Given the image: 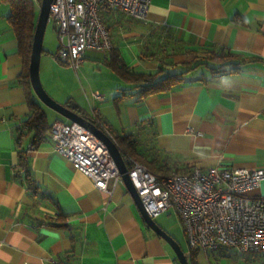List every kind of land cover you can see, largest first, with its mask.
Wrapping results in <instances>:
<instances>
[{
  "label": "crops",
  "instance_id": "1",
  "mask_svg": "<svg viewBox=\"0 0 264 264\" xmlns=\"http://www.w3.org/2000/svg\"><path fill=\"white\" fill-rule=\"evenodd\" d=\"M13 1L0 0V264H180L170 243L146 223L124 182L107 200L87 174L55 150L52 124L70 120L50 115L21 81L25 58L10 18ZM34 3L40 6V0ZM107 22L113 48L87 50L82 62L98 70L89 93L57 92L63 81L55 74L62 70L56 62L58 40L53 49L50 43L43 47L51 94L77 105L82 115L92 113L93 102L112 136L142 124L145 144L177 163L171 174L213 165L264 167V0H151L145 20L113 12ZM212 51L234 53L238 69L213 75L202 64L187 70ZM179 63L186 68L175 71ZM115 65L133 73L162 69L159 77L184 73L178 84L139 98V87ZM103 71L106 80L99 77ZM83 74L88 81L86 69ZM95 91L104 95L102 101L94 99ZM28 93L50 123L36 145L24 123ZM22 162L35 185H29ZM248 193L264 198V180ZM154 219L188 256L194 252L196 264H264V252L191 249L174 209Z\"/></svg>",
  "mask_w": 264,
  "mask_h": 264
},
{
  "label": "built area",
  "instance_id": "2",
  "mask_svg": "<svg viewBox=\"0 0 264 264\" xmlns=\"http://www.w3.org/2000/svg\"><path fill=\"white\" fill-rule=\"evenodd\" d=\"M151 0H53L50 18L58 37L56 58L77 69L87 50L109 51L113 39L107 18L122 12L147 18ZM102 101L100 91L93 93ZM92 115L107 130L92 103ZM55 150L87 174L111 200L121 173L105 143L78 122L56 120L51 127ZM109 133V132H108ZM129 176L152 218L174 209L191 249L228 250L237 254L264 252V198L249 195L264 180V167L220 165L194 167L188 173L159 178L144 163L124 155ZM48 264H65L51 260Z\"/></svg>",
  "mask_w": 264,
  "mask_h": 264
},
{
  "label": "trees",
  "instance_id": "3",
  "mask_svg": "<svg viewBox=\"0 0 264 264\" xmlns=\"http://www.w3.org/2000/svg\"><path fill=\"white\" fill-rule=\"evenodd\" d=\"M12 7L13 11L10 18L19 40L20 53L25 58V71L21 81L27 90L33 91L29 74V64L40 7L35 5L34 0H14ZM236 57L237 56L234 53L229 51H212L206 56L201 58L197 57L187 70L205 64L209 65L212 69L213 75L223 74L228 71H235L238 69L236 62H234V58ZM211 63H216V65L212 66ZM114 67L122 76L130 78L136 84L135 87H139V98L145 97L155 91L168 89L171 86L178 84L183 79L182 74L184 73H168L164 77H159L162 69L156 72L133 73L129 72V70L122 66L115 65ZM28 98L30 114L24 123L26 129L32 133V140L36 145L44 138L45 131L50 127V123L44 107L35 98L30 96L29 93ZM64 104L81 114L77 105L70 102H65ZM92 121L102 128V126L95 120ZM144 129L145 128L142 124H138L135 128H133V130L125 132L119 136H113V138L119 145L123 155H131L135 157L138 161L144 163L159 178L171 175V172L173 170L176 171L178 168L177 163H172L166 155H163L156 145L145 144L144 138L140 136V134H142V130ZM22 135L23 131L20 130L18 137L21 138ZM22 165L26 167V178L29 185H35L26 163L22 162ZM188 258L190 264H196L194 252H191Z\"/></svg>",
  "mask_w": 264,
  "mask_h": 264
},
{
  "label": "water",
  "instance_id": "4",
  "mask_svg": "<svg viewBox=\"0 0 264 264\" xmlns=\"http://www.w3.org/2000/svg\"><path fill=\"white\" fill-rule=\"evenodd\" d=\"M53 0H40V10L39 15L35 27L34 32V39L32 45V53L31 59L29 64V74L31 85L33 91L35 92L37 98L47 107H50L54 111H56L61 116L65 117L66 119L70 120L71 122H78L85 126L88 130L94 133L97 137H99L107 146L111 157L115 161L123 182L125 183L126 187L134 197L146 223L161 237L165 238L170 245L173 247L177 258L180 264H190L188 255L182 249L181 245L168 233L166 232L161 226H159L154 218H152L148 212L146 211L143 202L129 176L128 167L124 159V155L113 138V136L108 133L103 128H100L97 124L91 121L89 118L83 116L79 112L75 111L74 109L66 106L64 103L57 101L54 99L45 89L41 76H40V64H41V57L43 53V41L44 35L47 28L48 21L50 19V10L51 4Z\"/></svg>",
  "mask_w": 264,
  "mask_h": 264
},
{
  "label": "rangeland",
  "instance_id": "5",
  "mask_svg": "<svg viewBox=\"0 0 264 264\" xmlns=\"http://www.w3.org/2000/svg\"><path fill=\"white\" fill-rule=\"evenodd\" d=\"M40 7V6H39ZM56 29H55V22L53 21L52 18L49 19L48 21V24H47V28H46V31H45V35H44V41H43V47L45 49H47V47L49 46V43L51 44L50 45V49H53L56 45H57V38L56 37ZM56 37V38H55ZM45 56V54H42V57ZM42 57H41V64H40V76H41V80H42V83L45 87V89L47 90V92L54 98L56 99L57 101L61 102L59 97H61L60 94H58L59 96L55 95V94H51V90H48L46 88V77H45V74H44V69H42V65H43V61L44 59L42 60ZM57 64L61 65V68L62 70L58 71L57 73H55L56 75H58V77L63 80L61 81L60 85L58 86L59 90L56 88L57 92H65V93H69V91L72 90V93H74V97H76V95H78L80 93V90H82V92L84 93V90H87L88 93H89V85H90V82H95L96 78L98 77L96 72H98V70H96L97 68L94 67L92 65H89L87 64L86 67H83L82 63L80 64V66L77 68V69H74L72 66H70L68 63H63L61 62L60 60L57 59ZM88 62V61H87ZM186 66L179 63V64H175V71H180V70H183L185 69ZM86 69L87 70V74L89 75V82L86 81V77L84 76L83 74V70ZM105 70V69H104ZM108 70V69H107ZM105 71L101 72V75L99 74V77H103V79L106 80V75L104 74ZM109 72L111 74L112 71L109 70ZM72 76L76 79V81L78 82V85L76 83V81H74L72 79ZM82 85L84 88H82ZM84 89V90H83ZM55 95V96H53ZM57 97V98H56ZM92 101V100H91ZM93 103V102H91ZM93 105L95 106V104L93 103ZM97 106V105H96ZM45 108L47 109V111L50 113V115L52 114H58L56 111H54L53 109H51L50 107H47L45 106ZM83 115L85 117H89L90 120H95L92 113H88L87 111H82ZM63 119H65V117L62 116ZM91 120V121H92ZM96 121V120H95ZM178 223V222H176ZM178 238L181 239L182 238V234L180 233V231L178 230ZM182 244L186 246V242L184 240H182ZM188 245V244H187Z\"/></svg>",
  "mask_w": 264,
  "mask_h": 264
}]
</instances>
